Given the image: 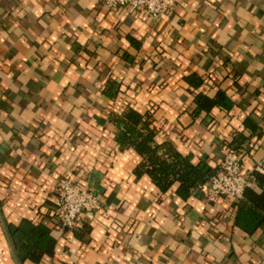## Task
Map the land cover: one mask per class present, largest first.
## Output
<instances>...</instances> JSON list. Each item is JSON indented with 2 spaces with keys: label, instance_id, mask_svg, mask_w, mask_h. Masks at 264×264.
<instances>
[{
  "label": "crops",
  "instance_id": "0c3cea01",
  "mask_svg": "<svg viewBox=\"0 0 264 264\" xmlns=\"http://www.w3.org/2000/svg\"><path fill=\"white\" fill-rule=\"evenodd\" d=\"M219 90L230 108L197 112L195 95ZM127 107L150 115L157 143L216 168L245 133L242 170L264 174V0H174L160 18L0 0V264H264V223L237 226L239 200L182 198L136 172L142 157L111 121ZM63 177L101 204L71 229L55 217ZM36 224L54 238L39 263L19 250Z\"/></svg>",
  "mask_w": 264,
  "mask_h": 264
},
{
  "label": "trees",
  "instance_id": "16d2710c",
  "mask_svg": "<svg viewBox=\"0 0 264 264\" xmlns=\"http://www.w3.org/2000/svg\"><path fill=\"white\" fill-rule=\"evenodd\" d=\"M188 80L194 88L201 84V79L196 74H191ZM195 103L197 112L209 111L213 106L230 108V100L223 90L217 91L214 97L197 93ZM111 121L117 127L116 141L121 146L132 147L142 157L136 172L149 175L161 191H166L176 184V193L182 198H187L200 191L217 169L204 162H193L189 156L180 154L168 141L157 143L154 140L155 132L150 127L151 117L148 113L142 114L132 107H127L121 114L111 115ZM245 124L247 127L251 126L248 118ZM248 138L245 133L237 137L239 143ZM237 139L230 141L228 146L237 150ZM251 180L260 192H256L251 186L245 188L242 198L237 203L235 216L237 226L248 233L264 223V174L254 171ZM17 229L18 227L9 228V232ZM22 239L19 250L24 251L23 256L35 263H39L42 255L53 254L54 238L50 234V229L42 224H36L25 231Z\"/></svg>",
  "mask_w": 264,
  "mask_h": 264
},
{
  "label": "built area",
  "instance_id": "2783aa9c",
  "mask_svg": "<svg viewBox=\"0 0 264 264\" xmlns=\"http://www.w3.org/2000/svg\"><path fill=\"white\" fill-rule=\"evenodd\" d=\"M109 9L125 8L131 14L144 13L152 18H160L174 5V0H101ZM256 171L263 172L261 164ZM251 178L242 170L241 158L237 150L227 147L215 173L200 191L204 198L216 202L227 196L240 200L245 188L251 185ZM58 207L55 217L62 228L71 229L79 224L82 214L89 217L100 209L101 204L88 186H78L69 178H58L55 183Z\"/></svg>",
  "mask_w": 264,
  "mask_h": 264
}]
</instances>
